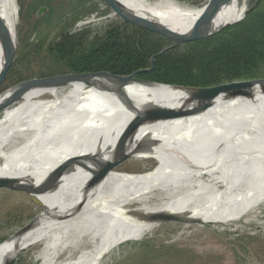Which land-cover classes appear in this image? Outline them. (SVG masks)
<instances>
[{"label":"bare ground","instance_id":"obj_1","mask_svg":"<svg viewBox=\"0 0 264 264\" xmlns=\"http://www.w3.org/2000/svg\"><path fill=\"white\" fill-rule=\"evenodd\" d=\"M119 1L140 17L181 32L200 31L213 2L169 8L149 0L153 12ZM248 5L249 0H233L216 15L215 27L241 22ZM17 12L16 0L1 1L0 15L15 29ZM145 89L92 77L35 81L0 95V118L5 117L0 159L9 160L0 164V176L24 169L67 170L44 212L20 236L0 245V264L20 257L28 264H101L117 246L151 238L197 250L220 249L216 237L221 236L264 237V141L229 116L238 109L264 115V87L246 89L245 98L230 107L216 99L164 108L128 150L127 157L139 154L138 163L148 168L116 164L89 192L78 191L99 165L113 122ZM89 91L92 95L84 96Z\"/></svg>","mask_w":264,"mask_h":264},{"label":"trees","instance_id":"obj_2","mask_svg":"<svg viewBox=\"0 0 264 264\" xmlns=\"http://www.w3.org/2000/svg\"><path fill=\"white\" fill-rule=\"evenodd\" d=\"M59 35L58 40L41 38L21 51L4 82L30 79L24 76L23 67L31 61L48 67L49 72L41 77L84 72L130 75L149 69L152 57L153 68L138 78L193 87L264 78V10L259 6L218 35L185 43L192 45L189 48L167 47L164 38L123 20L108 24L102 34L93 37L87 30Z\"/></svg>","mask_w":264,"mask_h":264},{"label":"rangeland","instance_id":"obj_3","mask_svg":"<svg viewBox=\"0 0 264 264\" xmlns=\"http://www.w3.org/2000/svg\"><path fill=\"white\" fill-rule=\"evenodd\" d=\"M207 1L161 0L169 8L174 5L198 7ZM254 1L249 0V5ZM125 2H134L155 12L149 0H125ZM16 5L18 12L16 25L17 53L15 59L21 51L31 48L41 38H44L47 42L55 41L58 40L60 33L71 35L83 30L89 31L90 37H93L95 34H102L108 24H121L122 21L118 19L119 16L103 0H16ZM259 7L264 10L263 0ZM40 8H44V12L38 15ZM164 39L167 42L165 44L167 47L174 44V41ZM190 46L192 45L185 43L179 45L181 48H189ZM23 68L24 76L31 78H40L49 72L45 64H39L35 61H31ZM16 84L18 83L11 80L3 82L0 87V95ZM92 93V91H89L84 96H91ZM89 99L87 100L89 101ZM113 99L118 103L115 93ZM34 110L41 111L38 107ZM4 118L1 117L0 119L3 120ZM138 155L129 156L120 163L137 164L138 168H148L147 163H138ZM57 171L53 168L24 169L8 173L7 178L22 180L32 178L34 180L39 175ZM65 177L62 175L51 190H39L36 197H32L20 189L0 186V245L20 236L34 219L44 212L53 196V192ZM170 228L169 225L165 229L170 230ZM216 238L222 244L220 249L204 247L196 250L190 244L170 246L168 244L169 238H165L160 242H156L152 238L144 242L129 241L112 250L101 264H264V237L221 236V238ZM211 251L212 253H210ZM13 264L28 263L24 257H20Z\"/></svg>","mask_w":264,"mask_h":264},{"label":"water","instance_id":"obj_4","mask_svg":"<svg viewBox=\"0 0 264 264\" xmlns=\"http://www.w3.org/2000/svg\"><path fill=\"white\" fill-rule=\"evenodd\" d=\"M103 1L124 22L174 41V44L170 47L210 39L218 35L224 29L236 24L235 22H226L220 27H215L214 25L216 15L224 7L230 6L233 0H213L206 12L203 28L200 31L189 29L184 32L174 31L158 22L142 18L135 12L126 8L119 0ZM261 1L262 0H255L251 5H248L244 17L258 7ZM43 12L44 8H40L38 10V15ZM16 53V29L13 27L11 28L0 15V87L5 80L6 74L14 63ZM153 61L154 57L151 58V66L149 69L140 70L130 75H112L107 72L65 73L49 77L31 78L13 86L18 87L35 81L60 84L67 80L92 77H103L105 81L113 83L131 82L147 86V89L134 98L129 105L124 108L120 116H118L113 122L111 130L106 136V145H104L101 150L102 159L99 165L97 168H91L93 176L90 179L85 180V182L77 188L78 191H83V194H86L94 188L114 165L120 163L127 157L129 153L128 150L130 148H135L137 145V134H142L144 129L158 117L164 108L193 101L211 103L216 99H219V102L222 103L223 106L230 107L235 101H240L245 98L244 93L246 89L264 87V78L233 81L209 87L164 84L138 78V74L144 71H149L153 68ZM13 96V94L10 95L7 101L11 100ZM229 114L235 123H237L243 130H252L255 136L264 141V115L259 117L252 116L243 109H238ZM127 139L131 143L129 147L126 144L128 142ZM8 161L9 160L2 158L0 159V164H6ZM65 171L67 170L45 173L35 177L34 180H32V178L22 180L0 176V186L20 189L27 192L32 197H36L37 192L41 189L51 190L61 176L64 175ZM74 186L75 184L72 186V189H70H75L76 187Z\"/></svg>","mask_w":264,"mask_h":264}]
</instances>
